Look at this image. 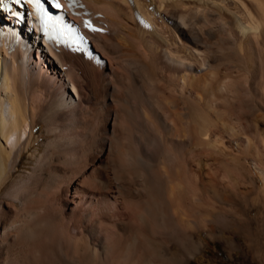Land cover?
Wrapping results in <instances>:
<instances>
[{"label":"bare ground","instance_id":"6f19581e","mask_svg":"<svg viewBox=\"0 0 264 264\" xmlns=\"http://www.w3.org/2000/svg\"><path fill=\"white\" fill-rule=\"evenodd\" d=\"M59 1L63 28L0 0V264H189L199 232L252 249L264 0ZM4 201L27 222L1 227Z\"/></svg>","mask_w":264,"mask_h":264},{"label":"rangeland","instance_id":"374dc122","mask_svg":"<svg viewBox=\"0 0 264 264\" xmlns=\"http://www.w3.org/2000/svg\"><path fill=\"white\" fill-rule=\"evenodd\" d=\"M37 130L41 132L42 127L39 125ZM42 140L44 141L45 138ZM28 163V158L25 155L21 161L20 170L25 167L27 168ZM250 197L251 196L245 197V201L248 202L247 207L248 205L250 206ZM75 200L76 199L69 196L66 198L63 196L58 202L63 206L64 210L67 211L69 208L72 210L69 212L75 214L77 213V201ZM227 208L229 211L231 210L230 212H233L232 216L238 217L239 215V218H244V205L240 197L230 196ZM1 210L3 211V223L1 227L6 226V224L9 225L10 223H14L21 227L23 222H27L28 220L21 215L20 217H15V211H17V209L10 201L2 202ZM249 218L250 219L243 222L241 227L251 229L252 249L247 246V243L241 237L235 240L236 245L234 248H231L230 243L234 241V239L232 234H229V231L223 233L219 238L218 236H208L203 232H199L195 235V240L202 241L203 247L192 259H189V264H264V209L262 207L252 208L249 213ZM0 231H2V229H0ZM253 242L258 244L256 249Z\"/></svg>","mask_w":264,"mask_h":264},{"label":"snow or ice","instance_id":"6c2138e0","mask_svg":"<svg viewBox=\"0 0 264 264\" xmlns=\"http://www.w3.org/2000/svg\"><path fill=\"white\" fill-rule=\"evenodd\" d=\"M12 2L14 4L21 5V6L32 5L35 8V10L41 14V18H43L46 15V13L44 12L43 6L41 5L40 0H12ZM54 7L59 8L60 7L59 3H54ZM86 27H91V25H86Z\"/></svg>","mask_w":264,"mask_h":264}]
</instances>
